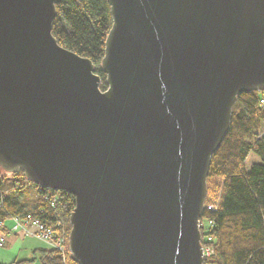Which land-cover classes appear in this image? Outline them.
Masks as SVG:
<instances>
[{"label": "water", "instance_id": "obj_1", "mask_svg": "<svg viewBox=\"0 0 264 264\" xmlns=\"http://www.w3.org/2000/svg\"><path fill=\"white\" fill-rule=\"evenodd\" d=\"M61 0H0V169L73 195L77 264H203L209 159L264 90V0H106L100 68L52 35Z\"/></svg>", "mask_w": 264, "mask_h": 264}, {"label": "trees", "instance_id": "obj_2", "mask_svg": "<svg viewBox=\"0 0 264 264\" xmlns=\"http://www.w3.org/2000/svg\"><path fill=\"white\" fill-rule=\"evenodd\" d=\"M55 11L52 35L62 46L92 61L101 79L99 87L104 89L100 62L111 26L109 4L106 0H61L55 4ZM236 95L228 129L209 159L204 204H215L213 208L204 207L199 220L201 246L212 247V252L203 257V264H264V90ZM250 154L259 160L245 166ZM73 205L69 192L42 188L26 179L21 170L6 173L0 169V222L30 215L53 229L63 224L68 234V215ZM4 232L0 224V235ZM27 261L77 264L50 246L33 249L30 257L0 264Z\"/></svg>", "mask_w": 264, "mask_h": 264}, {"label": "rangeland", "instance_id": "obj_3", "mask_svg": "<svg viewBox=\"0 0 264 264\" xmlns=\"http://www.w3.org/2000/svg\"><path fill=\"white\" fill-rule=\"evenodd\" d=\"M254 160H259L254 154L248 155L245 161V166H248L250 162ZM4 171V170H3ZM7 173V172H6ZM212 193H215L216 195L218 194V191H212ZM210 204H215L214 202H208ZM207 203V204H208ZM204 204V202H203ZM204 207H207V205L204 204ZM8 219V218H7ZM4 219V220H7ZM200 220V219H199ZM6 223L9 225L8 221ZM204 223V222H201ZM203 226H205L203 224ZM207 228V226H205ZM53 229V228H52ZM29 231L33 230V233L36 234V228L32 225L29 226ZM69 230V228H68ZM54 235L58 236V234L62 235L64 237V248L61 251H58L59 249L56 247H53L54 243L52 241L56 238L55 236H52L51 241L47 242L44 241L40 236L36 237L34 234H29V233H24V231L20 228L17 229H12V230H7L4 232V243L3 246H0V261L2 262H8L16 258H27L31 256V251L37 247H52L54 248L58 253L62 254V257L65 259V257H69L68 253V242H67V231H65V226L62 224L61 226L58 227V229H53ZM6 233V235H5ZM69 233V231H68ZM61 250V249H60ZM210 249L208 252L205 253V256H208ZM25 264H37L36 262H29Z\"/></svg>", "mask_w": 264, "mask_h": 264}, {"label": "built area", "instance_id": "obj_4", "mask_svg": "<svg viewBox=\"0 0 264 264\" xmlns=\"http://www.w3.org/2000/svg\"><path fill=\"white\" fill-rule=\"evenodd\" d=\"M260 103L262 104L263 101L260 100ZM213 204L208 203L206 208H213ZM6 221H8L11 224H7ZM0 224L7 230H12V229H17L20 228L24 231V233H29V234H34L36 237L40 236L44 241H51L52 236L54 235L53 229L51 226H49L48 224L46 225L44 222H41L40 219H38L37 217H33L30 215H26L25 218H19V217H10L7 220L1 221ZM203 224V223H202ZM32 225L36 228V234L33 233V230H28L29 226ZM200 225V221H198V226ZM56 238L52 241V243H54L53 247L56 248H60L58 251L63 250L64 248V237L60 234H58V236H55ZM211 237L208 236L207 240H209ZM4 243V234L0 235V246H2ZM203 248V257L205 256V253L208 252V250L210 249L208 255L212 252V247L210 246V244H205L204 246H201Z\"/></svg>", "mask_w": 264, "mask_h": 264}]
</instances>
